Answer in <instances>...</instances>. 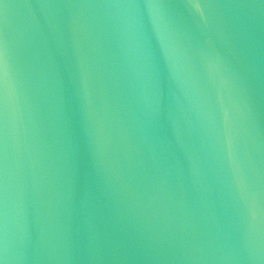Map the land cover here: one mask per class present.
I'll return each instance as SVG.
<instances>
[{
  "label": "water",
  "instance_id": "1",
  "mask_svg": "<svg viewBox=\"0 0 264 264\" xmlns=\"http://www.w3.org/2000/svg\"><path fill=\"white\" fill-rule=\"evenodd\" d=\"M0 264H264V0H0Z\"/></svg>",
  "mask_w": 264,
  "mask_h": 264
}]
</instances>
